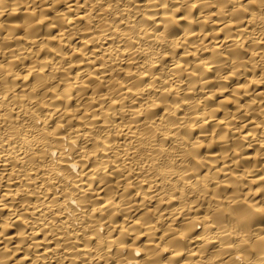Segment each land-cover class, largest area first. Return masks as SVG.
I'll return each mask as SVG.
<instances>
[{"label":"bare ground","instance_id":"obj_1","mask_svg":"<svg viewBox=\"0 0 264 264\" xmlns=\"http://www.w3.org/2000/svg\"><path fill=\"white\" fill-rule=\"evenodd\" d=\"M0 264H264V0H0Z\"/></svg>","mask_w":264,"mask_h":264}]
</instances>
